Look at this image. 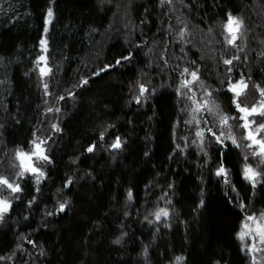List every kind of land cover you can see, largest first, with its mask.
I'll list each match as a JSON object with an SVG mask.
<instances>
[{
    "label": "trees",
    "instance_id": "1",
    "mask_svg": "<svg viewBox=\"0 0 264 264\" xmlns=\"http://www.w3.org/2000/svg\"><path fill=\"white\" fill-rule=\"evenodd\" d=\"M229 13L244 21L236 47L224 39ZM43 38L51 68L45 77L36 60ZM261 53L264 0H0V174L23 189L0 221V264H177V256L179 264H252L235 235L239 209L226 193L236 197L235 185L250 209H260L264 188L244 180V153L229 140L218 145L206 134L201 150L176 87L185 67L196 69L228 112L231 93L215 91L226 76L223 60L239 56L232 75L250 76L255 85L264 81ZM139 83L148 90L137 103ZM255 97L250 86L243 99ZM33 132L50 137L51 163L39 185L16 178L11 164L13 150L28 148ZM116 135L122 150L107 147ZM92 141L98 147L89 153ZM221 160L228 185L215 172ZM63 200L68 206L56 212ZM157 207H167L169 217L155 221Z\"/></svg>",
    "mask_w": 264,
    "mask_h": 264
},
{
    "label": "snow or ice",
    "instance_id": "2",
    "mask_svg": "<svg viewBox=\"0 0 264 264\" xmlns=\"http://www.w3.org/2000/svg\"><path fill=\"white\" fill-rule=\"evenodd\" d=\"M169 2H171V0H169ZM52 16L53 9L49 7L45 19V32H47V25L50 23ZM223 27L226 30L224 35L226 43L236 47V41L244 27L243 19L229 13ZM183 33L184 29H181L177 35L183 38ZM40 45L46 52L47 40L41 39ZM261 55L264 56V53H261ZM130 56L131 53H129L128 56L123 54L119 55L115 59V65L105 64L103 68L94 71L93 75H99L108 69H114V67L119 66L122 61H127ZM47 59V56L43 54L36 58L41 77L48 76L51 73V68L47 64ZM239 59V56H232L231 58H225L223 60V63L227 66L226 76L225 79L220 81V88L215 90L216 92H221L223 89L231 93V103L228 112L223 111L220 103L214 96L213 90L204 85V82L200 78V73L196 69L185 67L180 72L181 82L179 86L176 87V92L178 97L186 101L185 108H182L181 111H189L191 113V119L185 120L184 123L185 125L196 126L195 135L200 140L202 151L206 134L208 140H214L218 145H224L225 141L230 139L232 144L237 147L243 146L247 149L241 174L244 180L250 182L253 190H255L258 183L261 188H264V81L251 85L250 76L245 77L243 74H240L239 78H235L232 75L234 71L233 61ZM194 63L193 61V64ZM188 76H190V79ZM87 82V78L81 81L82 84H86ZM197 84L199 85V95H197ZM250 86L254 87L259 94V98L256 102L251 104L243 99ZM43 87L45 89V94H50L48 92L49 85L44 83ZM147 90L146 84L139 83L138 94L133 97L137 103L140 102ZM68 95L71 96L72 93L69 92ZM59 99L62 100L64 97L60 96ZM46 111L51 112L53 109L49 108L46 109ZM55 111L58 112L59 109L57 108ZM229 113H231V115ZM209 117L213 118L210 119ZM230 120H235L242 129V140L246 143L242 144L241 140L237 139L235 133L232 131V125L229 124ZM109 127H111V125H109ZM51 129L53 131L61 130L58 123H52ZM225 129H227V131H225ZM106 132L107 129H103L99 132V141L105 140ZM48 139H50V137H42L36 132H33V138L28 141V148L21 145L16 146L13 150L14 155L11 160L12 166L17 169L15 171L16 178H24L31 174L35 177L37 185H39L41 179L47 175L43 165L51 163V156L47 147ZM123 146L124 140L119 135H116L112 142L107 145L110 150H122ZM184 146L187 147V144ZM97 147L98 142L92 141L88 145L86 151L92 153ZM180 148L181 144L177 143L173 151ZM252 158H256L257 163L255 167L251 163ZM215 172L218 177H223L226 185L230 184L228 170L225 168L222 160L220 165L215 169ZM72 183L73 177L69 176L67 180L64 181V187H70ZM22 190L19 179L0 174V221L4 220L6 214L11 211L13 200L19 198L15 194L20 193ZM5 191L8 192L7 196L3 194ZM37 191H39V188H37ZM231 191L237 192L236 197L230 196L229 193H226V195H229L230 201L239 209L240 218L235 235L241 242V251H245L251 256L252 264H257V261H259V264H264V207L255 209V205H252L250 209L246 202L247 196L241 199L235 185H232ZM128 197L129 199L132 197L131 189L128 191ZM34 199L35 197H33V200ZM237 201L239 202L237 203ZM28 203L31 204L32 200H29ZM200 203H204L203 199H201ZM68 204V200L58 201L56 212L64 211ZM54 214L53 212L47 213V215ZM151 215L154 216L155 221H161L162 217L167 218L170 213L167 207H157ZM145 220H148L149 223L153 222L148 219V216H145ZM124 235L126 234L121 233V236L117 237L114 242L119 244ZM25 239H27V237H25ZM28 243L35 246V241L28 240ZM17 247H20V245H17ZM257 253L262 255L258 257L256 255ZM10 258L11 257H9V259ZM3 259H5V257L0 256V260ZM175 259L177 264H179V262L183 260V257L177 256Z\"/></svg>",
    "mask_w": 264,
    "mask_h": 264
},
{
    "label": "rangeland",
    "instance_id": "3",
    "mask_svg": "<svg viewBox=\"0 0 264 264\" xmlns=\"http://www.w3.org/2000/svg\"><path fill=\"white\" fill-rule=\"evenodd\" d=\"M44 39V38H43ZM237 42V41H236ZM40 49H41V52H42V54L43 55H45V51L41 48V45H40ZM41 54V55H42ZM42 63V62H41ZM37 69H38V66H37ZM39 71V70H38ZM190 79V78H189ZM257 98L255 97L254 99H253V101L254 102H256L255 100H256ZM253 102V103H254ZM199 115V114H198ZM259 119V118H258ZM229 124L230 125H232V131L235 133V135H236V137H237V139L238 140H241V142H242V144L243 143H246V142H243V140H242V135H243V133H242V130H241V128H239V125L238 124H233V123H230L229 122ZM225 131H227V129H225ZM229 141L231 142V140L229 139ZM232 143V142H231ZM236 146V145H235ZM237 147V146H236ZM238 148H240L241 150H242V152L244 153V156L247 154V149L245 148V147H238ZM251 163L253 164V166L255 167L256 166V163H257V161H256V158H252V160H251ZM29 177H32V178H34V181H35V183H36V180H35V177L34 176H32L31 174H29L28 175ZM15 179V178H14ZM41 181H42V179H41ZM40 181V182H41ZM248 182V181H247ZM37 184V183H36ZM248 184H250V182H248ZM258 185H259V183H258ZM239 243L241 244V242L239 241ZM248 254V253H247ZM249 255V254H248ZM258 257L260 256V255H262V254H260V253H257L256 254ZM250 256V255H249ZM251 257V256H250ZM257 264H259V261H257Z\"/></svg>",
    "mask_w": 264,
    "mask_h": 264
}]
</instances>
